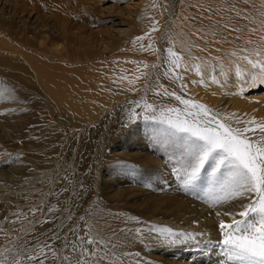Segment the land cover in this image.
Here are the masks:
<instances>
[{"label":"rangeland","instance_id":"rangeland-1","mask_svg":"<svg viewBox=\"0 0 264 264\" xmlns=\"http://www.w3.org/2000/svg\"><path fill=\"white\" fill-rule=\"evenodd\" d=\"M43 1L39 0L41 6ZM64 1L61 0L64 4H68L61 11L56 10L59 12L57 19V15H55L56 18L50 17L49 11H46L44 7L42 8L47 14L43 16L39 14L40 10L35 0H0V38H10L11 34L15 35V38L13 37L14 45L6 39H4V45H0V112L6 113L0 115V138L5 140L2 143L4 140L0 139V153H2L0 154V163L14 169L15 182L18 184L24 182L23 186L26 188L30 186L29 181H32V176L28 173L32 171L35 164L41 168L37 178L54 176L58 183L61 181L59 178L63 177L66 172L74 177V182L78 180L85 185L90 184L93 179L95 182L99 181L97 185L101 186L104 182L102 178H109L111 179L110 185H118L122 191L119 202H117L118 197H107L100 202L108 208L107 212L111 213V219H115L117 213L122 218L128 214L129 217L135 216L139 219L144 217L147 220L144 219L145 222L151 221L149 224L153 225L154 218L163 214L166 218L169 217V220L176 219L180 222H187L188 227L193 225L190 232L208 231L207 235L198 237L196 241L166 243L165 245L158 243L152 247L148 243L133 240L135 242L127 243L126 248L129 247V244L133 245L132 248L136 252L149 258L154 257V260L159 261L160 264H179L181 262L208 264L209 259L212 260V264H223L225 257L222 255L221 249L218 246H213L221 239L215 212H238L239 201L216 209L209 208L203 202L205 193L211 187L214 179L211 169L207 165V171H201L194 189L185 192L180 178L183 162L180 136L171 135L172 130L168 125L160 123L158 120H145L141 108L136 109L140 115L135 121L129 122V114L120 121L121 115L118 113V109L124 106V109L126 108L125 110L130 112L135 107L134 102L143 103L142 97L149 103L159 104V101L150 99L149 92L150 89L153 91L152 89L158 85H163L169 91H176L178 95H180L179 92H182L181 96L184 98L200 101L222 113L234 112L242 116L247 114L246 118L256 117L258 120L261 118L253 115V103L247 104L244 109L234 110L231 101L228 100L231 93L238 91L241 86L245 89L243 94L248 100L264 96V84L257 83L256 86H251L250 77L247 78L248 83L239 80L236 85L227 77V82L235 86V91L234 89L215 91V95L209 96L207 103L201 99L202 96L200 98L198 94L193 93L196 88H200V92L204 90L199 85L200 83H192V81H199L198 78L193 77V75H197L196 71L192 70L191 72L185 67L178 69L183 80L172 81L171 85L169 81L161 78L159 73L162 67L160 61L162 52L167 51L169 47L182 56L184 64L191 65L199 63L201 60H207L213 54H225L227 51H233L243 45V41L214 43L212 37L207 35L211 21L202 19L208 13L201 12L200 7L196 5H204L205 8L209 3L223 5L224 0H172L171 3L170 0ZM66 1L68 2L66 3ZM252 3L255 4V8H252L251 5L246 6L250 9L249 15L252 17L249 27H259L260 12L264 10L262 7L264 0H252ZM47 7V10L51 8L48 4ZM21 9L24 11L22 12ZM146 17L149 20L147 23L145 22ZM62 22H67L66 29H63ZM153 22H156L157 31L151 33V42L156 51H143L140 44L143 43L147 47L149 39L145 38L137 43H133V40L135 37L149 32ZM72 25L73 28H71ZM201 28L205 39L194 34L196 29ZM41 33H47L48 38H45ZM33 40L35 41L32 42ZM6 45L8 46L6 47ZM194 45H199V47ZM251 47L253 45H249V48ZM1 56L4 60L1 59ZM193 57H199L200 61H193ZM30 59L32 62H34L33 60L44 61L46 74L51 72L55 76L71 74V77L80 82L77 86L81 91L88 93L98 91L100 99L95 102V104L98 103L95 114L90 119L81 123L77 122L78 127L59 126L74 119L71 110L65 103L57 100L49 89L47 92V87L45 88V84L42 83L43 80L38 74L39 66L31 64ZM144 64H147L148 67L144 68ZM153 65H158V67L154 68ZM141 72L148 73V75L141 76L139 80L130 85L128 80L140 75ZM72 73L76 75H72ZM121 77L128 79L122 81ZM180 83L187 85V88H180ZM120 93L123 94L120 95ZM212 97L213 99H211ZM166 105L170 106L167 103ZM155 115L160 116L159 110ZM41 133L46 134L47 138L53 139L52 144L55 150L40 160L34 154L42 152L41 150H31L23 146L21 149V144L32 139L39 140L38 135ZM6 152L9 153L6 154ZM9 154H11V158H9ZM19 154L22 156L17 160L16 157ZM88 155V164L85 169H81L80 159ZM89 165L93 166L91 172ZM19 177L27 178L19 181ZM47 186L48 189L53 187V185ZM55 187L57 188L58 184ZM91 188L93 187H89L90 192ZM176 200L178 203H182V206L174 204L177 203ZM86 205L87 203L80 205L76 200L73 207L74 220L66 222L65 232L67 227L78 222L79 216L86 215L85 210L88 209L89 204ZM111 207L113 208L111 209ZM121 209L125 211L122 212ZM123 213L127 214L122 216ZM184 214L188 217L186 218ZM152 217H154L153 220ZM122 218H116V220H124ZM206 218H210L207 227L204 226ZM222 218L229 219L228 217ZM128 220L131 219L124 220V222L126 223ZM193 221H199V223H193ZM37 227L36 230H38L27 237L30 242L33 235L41 240L44 239L45 235L50 234L53 224H41ZM203 227H206V230ZM108 228L112 229V227L107 226L104 229L107 234ZM180 231L189 232L186 229ZM132 234L135 235V233ZM136 242L139 243L138 246L135 244Z\"/></svg>","mask_w":264,"mask_h":264},{"label":"snow or ice","instance_id":"snow-or-ice-1","mask_svg":"<svg viewBox=\"0 0 264 264\" xmlns=\"http://www.w3.org/2000/svg\"><path fill=\"white\" fill-rule=\"evenodd\" d=\"M247 5L255 8L252 0H224L223 5L209 3L206 8L200 4L196 6L200 7L201 12L208 13L202 19L211 21L207 35L212 37L214 43L243 41L242 46L231 52V55L236 57L233 61L235 75L243 83H248L247 78L250 77L251 86L254 87L257 83L264 84V10L260 12L259 27H249L252 17L249 15L250 9L246 7ZM155 31L156 22H153L150 31L135 37L133 43L148 38L147 47L141 43L140 48L143 51L155 52L156 49L151 42V33ZM194 34L205 39L202 28L196 29ZM249 45L253 47L249 48ZM167 52L168 58L165 62L168 68L164 73L166 77L171 78L173 82L182 81L183 77L177 70L185 67L201 76L199 81L192 83H206L201 66L207 65L208 61H200L199 57H193V61L200 62L187 65L184 64L182 56L171 47ZM241 61L250 66V70L244 68ZM147 67L148 65L144 64V68ZM219 67L222 72L223 65ZM214 73L215 67L210 79L213 83H219ZM146 75L148 73L141 72L140 75L129 79L128 83L134 84L141 76ZM179 87L186 89L187 85L180 83ZM152 90L156 95L173 97L183 105V108L157 109V106L142 97L143 103L134 102L135 107L129 112V122L139 118L140 113L136 109L141 108L145 120H158L168 125L172 130L171 135L180 136L183 152L180 178L185 192L194 189L201 171H207V165L214 179L205 193L203 202L209 208L216 209L239 201L238 212H215L221 239L213 246L221 249L225 257L223 264H264V119L246 118L247 114L242 116L234 112L222 113L205 103L186 99L176 91H169L163 85H158ZM244 91L241 86L237 92L231 94L243 95ZM158 110L159 117L155 115ZM5 114L0 112V115ZM21 156L22 154L17 155L16 159L19 160ZM92 167L89 165L90 172ZM59 179L64 183L60 184L58 189L55 187L58 184L55 177L45 176L29 181L36 200L33 201L31 196L24 195L23 198L28 201L27 210L17 208L10 212L12 219L4 216L3 220H0V233L4 235L7 244L12 246H5L0 251V264H133L129 259L133 254L123 249L133 240L143 242L141 228L134 230L135 235L128 229L111 230L106 234L98 223L86 219V215H90L86 214L79 216L78 222L64 231L66 222L74 220L73 207L77 198L86 195L88 187L78 180L74 182V177L67 172ZM37 184L41 187H36ZM45 184L53 187L44 192ZM62 195L64 199H61ZM52 198L55 199V203L51 202ZM222 217L229 219L225 220ZM117 218L122 217L117 214ZM122 219L126 221L139 218ZM5 222L12 225L19 223L21 227L6 228ZM47 223L53 224L49 235H45L42 240L35 235L31 242L27 239L29 234L36 232L38 225ZM149 232H157L162 243L172 244L196 241L198 237L207 235L205 232L174 231L170 227L152 228ZM135 256L137 259L134 264H141L138 259L139 253Z\"/></svg>","mask_w":264,"mask_h":264},{"label":"bare ground","instance_id":"bare-ground-1","mask_svg":"<svg viewBox=\"0 0 264 264\" xmlns=\"http://www.w3.org/2000/svg\"><path fill=\"white\" fill-rule=\"evenodd\" d=\"M34 1V0H33ZM36 1V4L40 10V13L42 16L47 14L46 11H49L48 15L53 16L54 18H56L55 15H57V19H58V15L57 13L59 12H56V10H59L61 11L62 8L66 7L67 6V2L69 1H66L67 4H64L63 2H61V0H44L42 3V6H41V3L39 2V0H35ZM42 1V0H41ZM73 2V0H71ZM172 2V0H170V3ZM17 4H19L17 2ZM21 4V3H20ZM47 4L48 6H50L51 8L49 10L48 7H47ZM46 6V7H45ZM69 6H70V3H69ZM72 6V5H71ZM26 7V6H25ZM44 7L45 10L42 8ZM76 7V6H75ZM47 8V9H46ZM43 9V10H42ZM36 10V9H35ZM42 10V12H41ZM22 11V9H21ZM24 11V10H23ZM22 11V12H23ZM45 11V13H44ZM10 13V12H9ZM63 18V17H61ZM145 22L147 23L148 20V17L145 18ZM3 20V18H2ZM62 20H65V21H68L66 19H62ZM1 21V20H0ZM59 21V20H58ZM74 21V20H73ZM19 22V21H18ZM22 22V21H21ZM13 24V22H12ZM2 25V24H1ZM60 25V24H59ZM58 25V26H59ZM63 29H66L68 24L67 22H62L61 23ZM12 26V25H11ZM57 26V25H56ZM2 27V26H1ZM58 28V27H57ZM71 28H73V25L71 26ZM10 29V28H9ZM3 30V28H2ZM6 30V29H5ZM37 32V31H36ZM58 32H60L58 30ZM40 33V32H39ZM8 34V33H7ZM22 34V33H21ZM45 38H48V36L46 35L47 33H41ZM41 35V37H42ZM1 36V35H0ZM6 36V35H5ZM11 37L10 38H7V37H4V38H0V45H4V39H6L7 41H10L12 42L11 44H13V37L15 38V35L14 34H11L10 35ZM25 36V35H23ZM38 36V35H37ZM34 38V36H32ZM40 37V38H41ZM22 38V36L20 37V39ZM26 38V37H25ZM25 38L23 39V42L25 41ZM31 38V36H30ZM29 39V38H27ZM32 39V38H31ZM27 41V40H26ZM35 40H33L32 42H34ZM22 42V43H23ZM29 42V41H28ZM39 42V41H38ZM45 42V41H44ZM26 43V42H25ZM24 43V44H25ZM10 44V46H11ZM40 44V42H39ZM37 43V45H39ZM32 45H35L32 43ZM36 45V46H37ZM8 45H6L7 47ZM35 46V47H36ZM41 46V45H40ZM13 47V46H12ZM29 47V46H28ZM34 47V48H35ZM16 48V47H15ZM27 48V47H26ZM4 49V47H3ZM7 49V48H6ZM29 49V48H28ZM27 49V50H28ZM31 49V48H30ZM41 49V47H40ZM43 49V48H42ZM10 50V49H9ZM36 50V49H35ZM20 52V50H18ZM41 52V51H40ZM231 52L232 51H227L225 54L224 53H218L217 55L213 54L211 58L207 59L206 61H208V64L207 65H204L202 64L201 66V72L204 73V79L206 81L205 84H199L204 90L202 92H200V88L194 90L193 93L195 94H198V96L203 99L204 101H207L208 103V100H209V96H214L213 93L215 91H218V90H221V89H234L235 91V86L234 85H230L231 83L227 82V77H229L231 79V81L233 82V84H238L239 80L236 75H235V65L233 64V61L236 60V57H233L231 55ZM29 53V52H28ZM21 54V52H20ZM31 54V53H30ZM33 54V53H32ZM41 55V54H40ZM39 55V57H40ZM4 56V55H3ZM25 57V56H23ZM48 57V56H47ZM30 58V57H29ZM38 58V57H37ZM168 58V52L165 50L162 52V56H161V63H162V67L159 71V73L161 74V78H163L165 81H169L170 82V85H171V82H172V79L169 78V77H166L164 75L165 71L167 70L168 68V65L167 63L165 62ZM215 58H218V59H215ZM1 59H2V56H1ZM34 59V58H33ZM4 60V59H2ZM31 60V59H30ZM28 60V61H30ZM40 60V59H39ZM27 61V60H26ZM34 62H32V60L30 61L31 64L33 65H38V74L39 76L42 78L43 82L45 84V88L47 89V92H48V89L52 92L53 95H55V97L57 98V100H60L61 102L65 103L67 106H68V109L71 110V114L73 115V118L74 119H70L68 123H62L60 124L59 126H68V125H71V126H75V127H78V124L77 122H82L84 120H87V119H90L94 114H95V111L96 109L98 108V103L95 104L96 100L100 99V96H99V92L98 91H94L93 93H88V92H84V91H81L80 88L77 86L80 84V82H78V80L76 78H73L71 77L70 75L68 76H55L54 74L51 73H48L46 74L47 70H45L46 66H45V63L43 62H37L35 60H33ZM201 61H205V60H201ZM29 62V63H30ZM241 65L244 67V68H249L250 70V66L246 65L243 61L240 62ZM118 64V63H117ZM29 65V64H28ZM219 65H223V71L221 72V69L219 67ZM45 66V68H44ZM108 66V65H107ZM118 67V66H117ZM116 67V68H117ZM213 67H215V72L217 71V73H214L218 80H219V83H213L210 79V76L213 74ZM49 68V67H48ZM36 70V69H35ZM79 70V69H78ZM134 70V69H132ZM73 71V70H72ZM129 71V70H128ZM71 72V71H70ZM105 72V71H104ZM123 72V71H122ZM131 72V71H130ZM188 72V71H187ZM192 72V71H191ZM75 73V72H74ZM72 73V75H76ZM78 73V72H77ZM80 73V72H79ZM57 74V73H55ZM61 74V73H60ZM64 74V73H63ZM190 74H195V73H190ZM84 75V74H83ZM124 75V74H123ZM111 76V75H110ZM129 76V75H128ZM127 76V77H128ZM193 77L195 78H198V80L201 79V76L200 75H193ZM132 79V78H131ZM118 81V80H117ZM123 81V80H122ZM78 82V83H77ZM70 84V85H69ZM69 85V86H67ZM194 86V85H193ZM169 87V85H168ZM198 87V86H197ZM229 87H232V88H229ZM222 90V91H224ZM122 92V91H121ZM126 91H124L125 93ZM191 92V91H190ZM237 92V91H235ZM233 93V92H232ZM123 93H120V95H122ZM126 94V93H125ZM180 95H182L183 93L182 92H179ZM119 95V96H120ZM148 95V94H147ZM125 96V95H124ZM237 96V95H236ZM122 97V96H120ZM149 97L150 99H154L156 100L157 102L159 101L160 103L159 104H154L155 106H157V108H167V107H175V108H183V105L180 104L178 101H176L173 97H168V96H163V95H156L154 93V91H151L150 89V92H149ZM264 97V96H263ZM259 98V99H251V100H248L244 94L243 95H238V97H235V95H231L228 97V100L231 101V104H232V108L234 110H239V109H244L245 106L249 103H253V108L252 110L254 111L253 112V115H256L257 117H261L260 119H264V98ZM213 99V97L211 98ZM55 100V99H53ZM94 101V102H93ZM58 102V101H57ZM169 104L170 106H167L166 105ZM126 109V108H125ZM124 109V106L123 107H120L118 109V113L121 115V118H119L120 121L124 120L126 118V116H128L129 112L126 111ZM65 110V109H64ZM58 126V128H59ZM7 132V131H6ZM22 132V131H21ZM33 133V132H32ZM6 135V134H5ZM12 135V133H11ZM52 135V134H51ZM9 136V135H8ZM39 140H29V141H24L22 144H21V149H22V146L23 147H26V148H29L31 150H41L42 152H38L37 154H34L35 157L39 158L40 160L41 159H44L46 158L47 156H49L52 152H54L55 148L53 147V144H52V140L51 138H47L46 137V134H39ZM17 137V135H16ZM64 137V136H63ZM2 139V138H0ZM4 140V139H2ZM12 140V139H11ZM5 142L2 141V143ZM19 143V142H18ZM14 144V143H13ZM61 144V143H60ZM3 145V144H2ZM5 148V147H4ZM1 149V148H0ZM5 150V149H4ZM8 150V149H6ZM24 150V149H23ZM18 151V150H17ZM12 152V151H11ZM19 152V151H18ZM23 152V151H22ZM4 153V152H3ZM9 153V152H8ZM6 152V154H8ZM32 153V151H31ZM2 154V153H0ZM86 154V153H85ZM28 158V157H26ZM33 158V157H31ZM57 158V157H56ZM38 159V160H39ZM50 160V159H48ZM72 160V159H71ZM2 161V160H1ZM70 161V160H69ZM88 161H89V155L88 156H85L83 159L81 158L80 159V164H81V169H85L87 164H88ZM42 162V161H41ZM2 163V162H1ZM0 163V220H3V217L4 216H9L10 219H12V217H10V212L12 211H15L17 208L19 209H23V210H27V207H28V201H26L23 197L24 195H29L32 197V200L35 201L36 200V197L35 195H33V192H32V184H30V186L28 188H26L25 186H23L25 183H21V184H18L17 182H15V170L10 168V167H7L5 165H2ZM48 163V162H47ZM9 164V163H8ZM50 164V163H49ZM17 167V166H16ZM32 169V168H31ZM39 169H41L39 166H37V164L34 165L33 169L31 172H29L28 174L31 177L32 181H34L35 179H38L37 178V175L39 174ZM19 171V170H18ZM22 171H23V168H22ZM56 171V170H55ZM24 173V172H23ZM25 174V173H24ZM27 175V173H26ZM25 175V176H26ZM28 176V175H27ZM41 177V176H39ZM54 177V176H53ZM104 177V175H103ZM25 178L27 177H19L18 180L20 181L21 179L25 180ZM110 180L109 178H102V181L103 184H101V186L97 185L99 181H93V179L91 180V183L90 184H87L86 186L88 187V192L86 195L80 197V198H77V201L80 203V205L82 204H85L87 203V205L89 204V207L88 209H86V214H90V215H86V219H88L90 222H93V223H98V226L102 229H105L107 226H111L112 229H109L108 233H110L111 230H119V228L121 227L122 229H128V230H132V233H135V229L136 228H141L142 229V236H143V242L145 244H149L151 245L152 247H155L156 245H158V243H162L160 241V239H158V233L157 232H149V229H152V228H156L158 229L159 228H164V227H170L172 228L174 231H180L182 229H186V231L188 230H191V226L193 225H190V227L187 226V222H180V221H177L176 219L175 220H169L168 218H166L165 215L163 214H160L161 216H156L155 218L152 217L151 219L153 220L154 218V223L152 222L153 225H150L149 223L145 222L144 221V217H142V219H139V220H128L126 223L124 222V220H116L115 219H111L110 215L111 213L109 214V212H107V207L103 204H100L101 201L105 200L107 197H118V201L120 200L121 198V189L118 188V185H110ZM27 182V181H26ZM93 182V183H92ZM64 181L61 180L59 183H58V187L57 189L59 188V185L60 184H63ZM134 184V182H133ZM132 185V184H131ZM36 187H41L39 184L36 185ZM89 187H93L91 188V192L89 190ZM26 188V190H25ZM47 189H48V186L47 184H45L43 186V191L44 192H47ZM134 193V192H133ZM173 197V196H172ZM61 199H64V195L61 196ZM109 201V200H108ZM174 201V200H173ZM52 203H55V199L52 198L51 200ZM111 202V201H110ZM116 202V203H117ZM177 202V200L175 201ZM115 203V204H116ZM113 204V203H112ZM114 204V205H115ZM153 204V203H152ZM176 204L177 206L178 205H181L182 206V203H174ZM86 205V206H87ZM113 205V207H114ZM121 205V204H120ZM157 205V204H156ZM118 206V205H117ZM184 206V205H183ZM109 207V205H108ZM111 207V209L113 208ZM119 207V206H118ZM80 208V207H79ZM106 210H105V209ZM117 208V207H116ZM120 208V207H119ZM110 210V209H109ZM114 210V209H113ZM122 210V209H121ZM82 211V210H81ZM119 211V210H118ZM125 211V210H124ZM122 210V212H124ZM182 211V210H180ZM115 212H117L115 210ZM128 212V211H127ZM185 212V211H184ZM183 212V213H184ZM182 214V212H180ZM115 214V213H114ZM119 214V213H117ZM127 214V213H126ZM126 214H122L123 215H126ZM186 214V212H185ZM184 214V215H185ZM205 214V213H204ZM128 215V214H127ZM125 216V217H129V216ZM115 216V215H113ZM121 216V215H120ZM140 218H141V215H139ZM181 216V215H180ZM183 216V214H182ZM192 216V215H191ZM190 216V217H191ZM135 217V216H134ZM151 217V216H150ZM149 217V218H150ZM172 217V216H171ZM177 217V216H175ZM174 217V218H175ZM186 217V215H185ZM188 217V216H187ZM186 217V218H187ZM113 218V217H112ZM147 218V217H146ZM183 218V217H182ZM196 218V217H195ZM148 219V218H147ZM150 219V220H151ZM191 219V218H190ZM204 219V218H203ZM146 220V219H145ZM189 220V219H188ZM147 221V220H146ZM149 221V219H148ZM187 221V220H186ZM115 222V223H113ZM210 222V218H206L205 219V222H204V226L209 224ZM193 224V223H191ZM120 225V226H119ZM41 226V225H40ZM5 227L6 228H20V224L17 223L16 225H12L8 222H5ZM46 227V225H45ZM206 227H203L204 229ZM38 228V227H37ZM198 228V227H197ZM50 229V228H49ZM199 229V228H198ZM38 230V229H37ZM36 230V231H37ZM206 230V229H205ZM202 231V230H201ZM104 232H106L104 230ZM190 232V231H189ZM208 231L206 230L205 233H207ZM45 233V232H44ZM43 233V234H44ZM107 234V233H106ZM119 234V233H118ZM127 234V233H125ZM208 234V233H207ZM133 235V234H132ZM210 235V234H209ZM13 238L15 236V233L12 234ZM33 238V237H32ZM137 241V240H135ZM135 241H132L135 242ZM142 242V243H143ZM137 246H138V242L135 243ZM164 245L166 243H163ZM7 246V247H12L11 245H8L7 242L5 241V237L2 233H0V251H2V249ZM133 246V245H132ZM132 246H130L129 244V247H125L123 250L124 251H128L130 253H132L133 255L129 258L130 260L133 261V264H134V261L135 259H137V257L135 256L136 253V250L132 248ZM136 247V246H135ZM142 247V246H141ZM143 248V247H142ZM139 251V249H138ZM143 251V249H142ZM195 253V252H194ZM142 254V253H141ZM139 254V257L138 259L141 261V264H160L159 261L157 260H154V257L152 258H149L148 256L144 255V254ZM134 257V258H133ZM9 260H10V255H9ZM208 260V259H207ZM179 264H189L187 262H181ZM192 264V263H190ZM208 264H212V260L209 259L208 260Z\"/></svg>","mask_w":264,"mask_h":264}]
</instances>
